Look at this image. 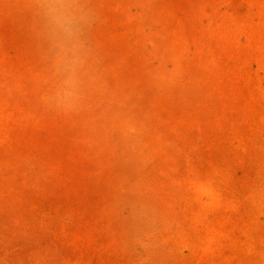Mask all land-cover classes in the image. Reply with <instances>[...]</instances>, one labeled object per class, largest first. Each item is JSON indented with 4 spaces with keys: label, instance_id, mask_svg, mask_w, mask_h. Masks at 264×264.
Returning a JSON list of instances; mask_svg holds the SVG:
<instances>
[{
    "label": "rangeland",
    "instance_id": "rangeland-1",
    "mask_svg": "<svg viewBox=\"0 0 264 264\" xmlns=\"http://www.w3.org/2000/svg\"><path fill=\"white\" fill-rule=\"evenodd\" d=\"M0 264H264V0H0Z\"/></svg>",
    "mask_w": 264,
    "mask_h": 264
}]
</instances>
